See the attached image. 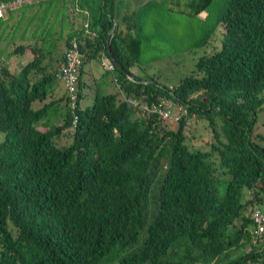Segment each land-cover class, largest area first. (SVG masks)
<instances>
[{
	"label": "trees",
	"instance_id": "obj_1",
	"mask_svg": "<svg viewBox=\"0 0 264 264\" xmlns=\"http://www.w3.org/2000/svg\"><path fill=\"white\" fill-rule=\"evenodd\" d=\"M44 1L12 46L32 58L0 65V264H264L250 218L264 205V0H224L219 47L170 86L131 71L141 40L120 0ZM214 1L190 0L189 14ZM71 41L83 64L111 63L124 94L95 89L80 108L78 82L73 129L66 93L62 109L32 107ZM131 98L181 107L176 129ZM195 118L209 122L208 150L187 144Z\"/></svg>",
	"mask_w": 264,
	"mask_h": 264
},
{
	"label": "rangeland",
	"instance_id": "obj_2",
	"mask_svg": "<svg viewBox=\"0 0 264 264\" xmlns=\"http://www.w3.org/2000/svg\"><path fill=\"white\" fill-rule=\"evenodd\" d=\"M44 2H37L31 6L14 8L4 12V16L9 14V19L0 23L1 66H8L11 71L17 72L32 58L29 53L13 54L12 46L19 35L25 32V27L29 26L25 25L28 20V13L38 7L40 10L41 6L44 8ZM142 2L143 4L139 5ZM189 3L190 0L121 1L122 14L134 13L133 21L136 22L134 33L141 40L140 60L131 67V71L135 75L154 78L162 85H175L181 78L195 69L199 57L210 54L219 47L220 26L218 25V18L224 0H215L207 12L196 17L189 14ZM98 62L96 60L89 62L94 71L90 75L91 86L102 94H117L119 100L123 99L124 94L117 90L112 81L113 73L104 72L101 62H99L100 65ZM88 74H90L88 65H85L79 81L80 108L86 106ZM55 86L56 88L49 95V99L59 102L50 107L62 109L65 103V88L60 81L56 82ZM43 103L47 102L44 101ZM43 103L34 102L32 107L35 109ZM208 124L206 118L192 119V124L186 132L189 146L209 149V141L213 139V133ZM165 126L167 129H176L175 125L167 124ZM216 129L220 132V127ZM256 133L264 134V113L258 115ZM2 140L3 134L0 133V142ZM153 197L151 195L152 202L154 201ZM260 209L264 213V205L260 206Z\"/></svg>",
	"mask_w": 264,
	"mask_h": 264
},
{
	"label": "built area",
	"instance_id": "obj_3",
	"mask_svg": "<svg viewBox=\"0 0 264 264\" xmlns=\"http://www.w3.org/2000/svg\"><path fill=\"white\" fill-rule=\"evenodd\" d=\"M44 0H10L0 1V18L4 16V12L8 9H14L25 4H32ZM84 54L80 50V46L76 41H71L68 47L64 50L62 62L59 64L56 72V78L63 83L66 93V100L68 108L72 116L71 127L75 128L78 116L75 113L77 108V92L79 82V71L82 67ZM102 69L104 71H113L114 66L107 62L102 61ZM129 103L138 108L143 113H150L164 122H170L176 125L179 121L183 109L179 106L172 104L165 98H160L154 102H143L135 98L129 99ZM250 218L253 223L252 237L259 239L264 235V213L257 207H253L250 211Z\"/></svg>",
	"mask_w": 264,
	"mask_h": 264
},
{
	"label": "crops",
	"instance_id": "obj_4",
	"mask_svg": "<svg viewBox=\"0 0 264 264\" xmlns=\"http://www.w3.org/2000/svg\"><path fill=\"white\" fill-rule=\"evenodd\" d=\"M121 1L122 0H120V3H121ZM143 4V2L142 3H140L139 5H142ZM26 55H28V54H26ZM89 62L90 61H88V62H85L84 64H83V66H82V69H81V74H82V72L84 71V66L85 65H88V69H89V73L90 74H88V79H87V86H86V89L88 90V95H87V97H86V105H88V104H90L91 103V101H92V97H93V95H94V92H95V88H93L92 86H91V79H90V75L92 74V73H94V71H93V67H92V65L91 64H89ZM98 62V61H97ZM98 65H100L99 64V62H98ZM101 68V67H100ZM81 74H80V77H81ZM92 87V88H91ZM54 99H49V97L45 100V102H47V103H49V102H51V101H53ZM41 104V103H40ZM40 104H39V106H37L36 107V109L37 108H40L41 106H40ZM43 104H45V103H43Z\"/></svg>",
	"mask_w": 264,
	"mask_h": 264
},
{
	"label": "water",
	"instance_id": "obj_5",
	"mask_svg": "<svg viewBox=\"0 0 264 264\" xmlns=\"http://www.w3.org/2000/svg\"><path fill=\"white\" fill-rule=\"evenodd\" d=\"M112 34L110 33L109 34V37H108V40H107V46H108V49H109V42H110V38H111Z\"/></svg>",
	"mask_w": 264,
	"mask_h": 264
}]
</instances>
